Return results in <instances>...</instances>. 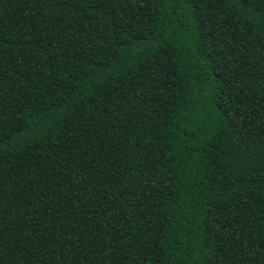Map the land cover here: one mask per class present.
<instances>
[{
  "label": "trees",
  "instance_id": "16d2710c",
  "mask_svg": "<svg viewBox=\"0 0 264 264\" xmlns=\"http://www.w3.org/2000/svg\"><path fill=\"white\" fill-rule=\"evenodd\" d=\"M0 264H264V0H0Z\"/></svg>",
  "mask_w": 264,
  "mask_h": 264
}]
</instances>
